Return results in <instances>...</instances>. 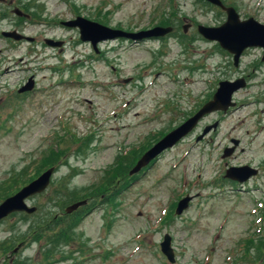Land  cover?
I'll list each match as a JSON object with an SVG mask.
<instances>
[{"label": "rangeland", "instance_id": "rangeland-1", "mask_svg": "<svg viewBox=\"0 0 264 264\" xmlns=\"http://www.w3.org/2000/svg\"><path fill=\"white\" fill-rule=\"evenodd\" d=\"M222 1L264 24V0ZM14 7L29 14L20 25L34 42L15 46L0 37V203L16 181L42 173L36 171L51 151L62 154L47 190L27 200L37 211L0 222V264H170L159 247L165 234L174 264H264L261 48L247 50L234 67L230 54L196 31L197 24L225 18L202 0H0V32L20 21ZM5 13L14 23L2 20ZM75 16L133 33L165 19L162 24L178 25V37L108 40L96 53L64 25ZM189 22L193 28L183 32ZM44 38L62 41L61 50ZM28 77L36 80L35 91L20 96ZM240 78L246 84L233 94V108L207 114L127 188L125 180L116 181L122 161L138 159L193 116L219 81ZM233 140L235 151L223 158ZM243 165L257 174L244 182L224 176V169ZM27 168L34 170L28 175ZM68 173L55 197L54 187ZM103 186L108 190L101 194ZM67 192L84 196L89 206L57 220L56 230L76 221L72 239L45 253L41 247L54 231L43 226L56 219L61 210L54 204L66 202ZM187 195L192 200L177 215Z\"/></svg>", "mask_w": 264, "mask_h": 264}, {"label": "water", "instance_id": "water-1", "mask_svg": "<svg viewBox=\"0 0 264 264\" xmlns=\"http://www.w3.org/2000/svg\"><path fill=\"white\" fill-rule=\"evenodd\" d=\"M207 1L214 5L220 6L223 10H225L227 18L223 24L217 27H206L199 25L197 27L198 33L209 41L217 42L223 50L230 53L232 55L233 64L235 67L238 66L239 59L243 51L251 47H259L263 49L262 61H264V24L257 22L253 18L240 20L239 15L234 10V8L224 7L219 0ZM64 25L71 28H77L79 31L80 40L83 42H90L95 51H97V43L104 40L116 38H130L136 40L137 38L147 36H163L171 31V28L155 27L149 31L129 33L122 30L109 28L83 17H77L74 20L67 21L64 23ZM3 35L17 40L23 38L15 32H5ZM45 43L51 45L52 47H59L62 44L61 41H54L51 39H45ZM32 83V78H30L28 85L23 87L20 92L30 90L32 88ZM244 86V79L219 82L216 92L213 94L212 98L206 102L202 108L192 117L171 130L158 142H156L150 149H148L139 158L134 167L130 170L129 174L139 172L143 167L154 160L161 152L173 147L179 140L186 136L197 125L198 121L206 114L218 110L225 112L229 107H233L235 105V103L232 101L233 93ZM215 127L216 124L205 127L202 135L198 137L197 140L201 139L202 136ZM234 145H237V141H234ZM233 151L234 148L225 149L223 157L229 156ZM53 172V167L45 170L36 179L22 187L14 195L5 198L0 203V220L14 212H25L27 214L35 212L36 208L29 207L25 201L31 196L43 193L48 188ZM256 174L257 171L249 166L230 167L226 170L225 177L237 182H244ZM191 199L192 198L188 195L181 199L177 204L175 213L178 215L181 214L182 211L188 207V203ZM85 204V200L73 203L66 207L65 211L68 214L72 213L80 206ZM160 249L165 257L171 263H173L174 253L173 249L171 248V237L169 234L164 235L160 244Z\"/></svg>", "mask_w": 264, "mask_h": 264}, {"label": "trees", "instance_id": "trees-1", "mask_svg": "<svg viewBox=\"0 0 264 264\" xmlns=\"http://www.w3.org/2000/svg\"><path fill=\"white\" fill-rule=\"evenodd\" d=\"M165 22V21H164ZM62 152H56L54 153L53 151H51V154H49L47 157H44V159L42 160V165L37 169L36 173L40 174L41 172H43L44 170H46L47 168H50V167H54L55 169L58 168V165H57V160L60 158ZM43 157H41L42 159ZM136 157L135 156H132V157H129V160L128 161H122L119 166H120V173H119V176L118 178L119 179H122L125 180L124 183H125V188H127L130 184H132V179L134 176H130L128 175L131 168L133 167V165L135 164L136 162ZM56 161V162H55ZM119 167H117L116 170H119L118 169ZM34 169H32L29 173H28V168H27V174L29 175ZM30 177V176H29ZM70 174H66L64 175V178L54 187V190H53V195L56 197L55 194L58 195V190L64 186L66 183H68L70 181ZM32 179L31 178H25V180H20V181H16L12 187H10L7 191L4 190L5 194H13L15 193L17 190H19V188H21L23 185L27 184L26 181ZM102 192L101 194L105 192H107L108 188L106 187H102L100 189ZM68 193V192H67ZM76 192H72V193H68V194H65V198L67 199V201L65 202V200H62L61 202H56L54 204V210H61L58 215H56V219L55 217H51L49 218V221L43 226L44 230H42L43 232H45L46 230H53L54 233H53V236L50 238L49 242H45L43 243V248H48L45 253H51L54 248H56L58 245H62L63 244H67L69 243L68 240H71L72 239V236L71 235L74 230V226L76 224V221L71 224L69 223L67 226H64L62 229H59V230H56V225H57V220H61V222L65 219L69 220V219H72L75 214L77 213H72V215H66V214H61V212H63V208L65 206V204H71L75 201H78V200H81V199H85V197H76L75 196ZM102 201H106L108 199H101ZM51 202H54L53 200H51ZM32 226V225H31ZM34 241H38V240H34ZM50 246H53V250H50L49 247ZM41 247V248H42ZM255 250H259V247L257 246H254Z\"/></svg>", "mask_w": 264, "mask_h": 264}, {"label": "flooded vegetation", "instance_id": "flooded-vegetation-1", "mask_svg": "<svg viewBox=\"0 0 264 264\" xmlns=\"http://www.w3.org/2000/svg\"><path fill=\"white\" fill-rule=\"evenodd\" d=\"M221 2L225 5V6H229L227 3H225L224 1H222L221 0ZM12 4V2H10V5ZM14 4V3H13ZM21 11L19 8H17V7H14V9L12 10V13L17 17V18H19V22H17V23H14L13 22V20H11L8 16H7V14L5 13V14H3V19L2 20H4V19H9V21L10 22H13L14 24H13V26H12V30H10V31H17V32H19V33H24L23 31H24V29H25V27H24V25L22 24V25H20L21 23H26V22H28L29 20H27V19H29L30 18V16H29V14L28 13H24V11H21V12H19V11ZM221 12H222V14H224L225 15V12L223 11V10H221V9H219ZM19 12V13H18ZM20 14H22V15H20ZM240 16V15H239ZM225 18H226V15H225ZM225 18H224V20H225ZM240 18H242V17H240ZM242 19H244V18H242ZM8 21V20H7ZM223 22V21H222ZM219 24H221V22L219 23L218 22V25ZM160 26H162V25H160ZM169 25H166V26H163V27H168ZM186 26H189V28H193V23L192 22H189V24H187ZM197 26H198V24H197ZM172 27V26H171ZM183 28V27H182ZM173 30H176V27L174 26L173 27ZM1 33H2V31L0 32V37L2 36L1 35ZM2 38H5V37H3L2 36ZM45 39V38H44ZM43 39V40H44ZM7 41H9L10 43H12L13 45H15V46H18V45H20V44H22V43H26L27 45H29V44H31V43H33L34 42V40H32V42H28V41H26V40H21V41H14L13 39H6ZM30 49H33V48H29L28 50H29V52H32V53H35L36 54V52L34 51V50H32V51H30ZM247 51V50H246ZM246 51H244V53L243 54H245L246 53ZM157 74V73H156ZM29 78V77H28ZM27 81V80H26ZM21 86H23V84L22 85H20L19 86V88L21 87ZM18 88V89H19ZM17 89V90H18ZM35 91V88H34V90H32L30 93H32V92H34ZM17 93H18V91H17ZM25 94V93H24ZM26 94H28V93H26ZM228 112V111H227ZM224 114V113H223ZM232 142H234V141H232ZM226 148V147H225ZM224 148V149H225ZM223 149V150H224ZM235 151V150H234ZM233 151V152H234Z\"/></svg>", "mask_w": 264, "mask_h": 264}]
</instances>
